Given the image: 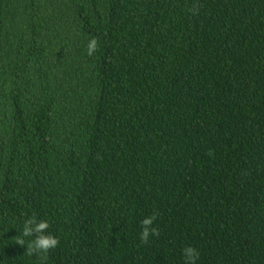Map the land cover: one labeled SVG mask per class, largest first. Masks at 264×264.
Segmentation results:
<instances>
[{
	"label": "trees",
	"instance_id": "16d2710c",
	"mask_svg": "<svg viewBox=\"0 0 264 264\" xmlns=\"http://www.w3.org/2000/svg\"><path fill=\"white\" fill-rule=\"evenodd\" d=\"M32 216L56 248L29 249ZM188 245L264 264V0H0V264Z\"/></svg>",
	"mask_w": 264,
	"mask_h": 264
},
{
	"label": "clouds",
	"instance_id": "9594fccd",
	"mask_svg": "<svg viewBox=\"0 0 264 264\" xmlns=\"http://www.w3.org/2000/svg\"><path fill=\"white\" fill-rule=\"evenodd\" d=\"M98 47V42L95 38L88 42V54L92 55ZM156 215H148L143 218L141 225L143 230L141 232V239L147 242L153 235H158V229L154 226ZM50 228V222L46 219L38 220L35 216L28 218L24 222L23 236L34 237L30 242L29 249L37 254L48 252L50 249L56 248L60 241L59 238L47 232ZM23 245V244H21ZM183 254L186 258L187 264H197L199 251L194 246L188 245L183 249Z\"/></svg>",
	"mask_w": 264,
	"mask_h": 264
}]
</instances>
